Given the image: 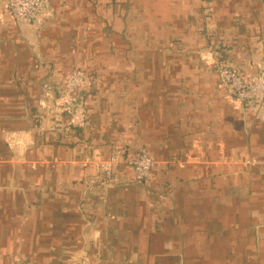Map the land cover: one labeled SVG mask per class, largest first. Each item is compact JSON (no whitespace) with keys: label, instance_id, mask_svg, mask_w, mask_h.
I'll return each mask as SVG.
<instances>
[{"label":"crops","instance_id":"obj_1","mask_svg":"<svg viewBox=\"0 0 264 264\" xmlns=\"http://www.w3.org/2000/svg\"><path fill=\"white\" fill-rule=\"evenodd\" d=\"M45 1L0 0V264H264V116L218 73L263 68L264 0Z\"/></svg>","mask_w":264,"mask_h":264},{"label":"built area","instance_id":"obj_2","mask_svg":"<svg viewBox=\"0 0 264 264\" xmlns=\"http://www.w3.org/2000/svg\"><path fill=\"white\" fill-rule=\"evenodd\" d=\"M9 16L19 21L33 22L46 6L45 0H1ZM219 79L228 96L264 116V65L257 74L243 78L224 62L219 67ZM92 80L85 74L73 72L66 76L59 100L65 112L71 117V123L81 127L86 126V111L77 104L76 92L91 88ZM120 163L119 159H112L102 165L105 180L113 181V169ZM135 174V182L144 185L150 177L157 163L148 155L143 154L131 161Z\"/></svg>","mask_w":264,"mask_h":264},{"label":"rangeland","instance_id":"obj_3","mask_svg":"<svg viewBox=\"0 0 264 264\" xmlns=\"http://www.w3.org/2000/svg\"><path fill=\"white\" fill-rule=\"evenodd\" d=\"M60 95H59V97H60ZM58 108L60 109V112L62 111L61 113H66L64 108L62 107V102L59 100V98H58Z\"/></svg>","mask_w":264,"mask_h":264}]
</instances>
